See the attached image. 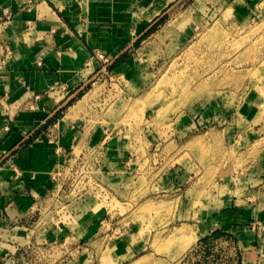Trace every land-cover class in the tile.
Masks as SVG:
<instances>
[{
	"label": "rangeland",
	"instance_id": "rangeland-1",
	"mask_svg": "<svg viewBox=\"0 0 264 264\" xmlns=\"http://www.w3.org/2000/svg\"><path fill=\"white\" fill-rule=\"evenodd\" d=\"M94 60L93 79L45 128L59 118L84 132L85 121L103 125L119 156L106 166L107 153L74 146L40 221L91 199L107 236L132 232L138 244L115 264H242L240 250L216 241L223 233L198 240L194 231L231 208L264 219V0H177L122 54ZM82 246L59 245L56 264L77 261ZM42 253L15 264H46ZM96 262L91 254L85 264Z\"/></svg>",
	"mask_w": 264,
	"mask_h": 264
},
{
	"label": "crops",
	"instance_id": "crops-1",
	"mask_svg": "<svg viewBox=\"0 0 264 264\" xmlns=\"http://www.w3.org/2000/svg\"><path fill=\"white\" fill-rule=\"evenodd\" d=\"M175 1L0 0V264L42 251L46 264H56L59 245L71 253L83 245L77 248L78 260L66 264H85L91 254L101 264L108 247V264L136 252L132 232L125 241L107 236L104 212L94 211L89 194L77 211L65 205V219L51 209L48 219L40 221L45 212L39 206L54 202V190L65 178L68 151L79 143L91 146L110 156L106 166L120 152L116 136L105 143L103 125L91 128L85 121V132L74 120L63 124L64 118L45 125L93 79L96 51L116 58ZM250 216L231 208L211 216L209 223H196L195 237L223 233L216 241L225 242L230 252L240 250L242 264H264V219L254 222Z\"/></svg>",
	"mask_w": 264,
	"mask_h": 264
}]
</instances>
